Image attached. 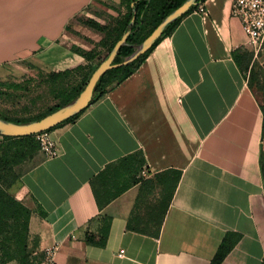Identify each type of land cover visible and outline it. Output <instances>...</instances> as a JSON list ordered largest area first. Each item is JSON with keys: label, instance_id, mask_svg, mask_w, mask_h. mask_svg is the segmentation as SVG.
<instances>
[{"label": "crops", "instance_id": "0c3cea01", "mask_svg": "<svg viewBox=\"0 0 264 264\" xmlns=\"http://www.w3.org/2000/svg\"><path fill=\"white\" fill-rule=\"evenodd\" d=\"M126 3L0 0V78L18 61L48 71L81 64L74 49L90 51L102 36L73 21L114 25ZM203 7L99 101L50 131L57 156L36 153L10 190L32 212L29 238L40 257L57 247L55 264H211L226 235L237 234L221 264H264V116L248 83L254 55L247 70L235 60L252 52L230 16L231 0ZM137 152L145 179L181 172L158 238L126 228L139 184L101 210L90 187L108 164ZM106 217L105 246L87 244Z\"/></svg>", "mask_w": 264, "mask_h": 264}, {"label": "trees", "instance_id": "16d2710c", "mask_svg": "<svg viewBox=\"0 0 264 264\" xmlns=\"http://www.w3.org/2000/svg\"><path fill=\"white\" fill-rule=\"evenodd\" d=\"M203 1L204 0H199L197 4L191 7L182 17L168 25L163 31L161 37L156 40L153 46L133 63L117 69L109 70L103 74L94 87L89 105L99 101L106 94L111 85L121 82L134 70H136L157 42L161 38L170 35L175 30L179 22L190 12L194 11L200 3H203ZM126 2L127 13L114 25L109 24L103 26L94 20L81 22L85 27L102 36V39L99 42L100 44L106 41V38L111 37V43L108 46V51L101 62L107 58L115 43L120 40L124 32H126L128 24L133 17L135 18L134 24L126 40L128 45L119 49L115 57L114 64L121 63L127 56H129L133 52L132 46L137 45L146 39L159 25V23L172 11L180 7L185 0H126ZM132 5L134 6V14L131 7ZM151 9H155V21L152 28L147 31V33H144V24ZM74 51H79V49H74ZM81 53V56L85 59H88L91 56V52ZM252 58L253 54L248 52H244L240 57L235 56V60L240 64L241 69V65L243 64L246 70L251 63ZM100 63L97 64L96 67L99 66ZM253 67L249 71L248 83L249 87L253 90L260 102V107L264 116V89ZM85 85L86 83L72 91L60 104L50 109L44 115L28 120H13L2 116H0V118L18 124L39 120L75 99L82 92ZM259 94H261V97H259ZM83 111L81 113H83ZM80 114L64 121L62 124L72 122ZM262 138H264V120ZM1 139L0 237L2 234H6V237L2 241L0 240V260L9 255V251L5 250L4 245L6 243L8 244V250L10 249V246L15 247V253L17 255L16 260L18 264H32L29 257L36 248V242L32 247L28 244L29 220L32 212L23 202L17 200L14 195L10 193V190L18 184L21 176V174H15L14 171L26 162L32 160L34 155L38 153V144L35 142L34 136L22 138L1 137ZM144 165L145 159L141 152L125 156L117 162L108 164L101 172L93 177L90 181V187L92 189L97 207L101 210L127 191L131 186L139 184V193L135 201L133 212L127 221L126 228L127 230L135 233L152 238H158L166 212L171 204L180 181L181 172L169 169L155 174L152 178L145 179L139 176V173ZM260 166L264 175V152L262 150L260 156ZM155 192H158L157 196L154 195ZM41 215L44 214L41 213ZM110 221L111 219L108 217L103 218V224L99 233L95 236H87L85 242L87 244L104 247L109 234ZM240 238L241 236L237 234H227L212 258L211 264H221ZM1 250L3 252H1ZM0 264H4V261H0Z\"/></svg>", "mask_w": 264, "mask_h": 264}, {"label": "rangeland", "instance_id": "374dc122", "mask_svg": "<svg viewBox=\"0 0 264 264\" xmlns=\"http://www.w3.org/2000/svg\"><path fill=\"white\" fill-rule=\"evenodd\" d=\"M96 17L99 16L96 15ZM155 17V9H151L144 24V33H147L152 28ZM73 22L82 25V19L78 18ZM109 24L107 22V25ZM110 43L111 37H108L101 44H95L90 51H84L83 49L74 51L81 58H83L81 52H91V56L88 59L83 58L81 64L75 63L72 67L61 71L39 69L26 61L13 62L7 68V76L0 78V116L13 120H28L44 115L60 104L72 91L87 83L95 66L105 57ZM253 66L264 89V47L254 57ZM259 97H261V94H259ZM30 163L31 161L26 162L16 169L14 173L22 174ZM5 237L6 234H2L0 240H4ZM34 243L33 238L28 239L30 247ZM4 246L5 250L9 251V255L0 261H4V264H18L15 247L10 246L8 250V244L5 243ZM1 252L3 251L1 250ZM43 258V256L40 257L35 248L29 260L32 264H41Z\"/></svg>", "mask_w": 264, "mask_h": 264}, {"label": "water", "instance_id": "95a60500", "mask_svg": "<svg viewBox=\"0 0 264 264\" xmlns=\"http://www.w3.org/2000/svg\"><path fill=\"white\" fill-rule=\"evenodd\" d=\"M198 1L199 0H185L180 7L166 16L146 39H144L141 43L132 46L133 52L129 56H127L121 63L114 64V60L119 49L128 45L126 40L134 24L135 18L133 17L128 24L126 32H124L121 39L115 43L107 58L96 67L88 79L84 89L75 99L43 118L29 123L18 124L0 118V136L9 138L34 136L38 133L52 130L64 121L80 114L88 107L92 98L94 87L103 74L109 70L127 66L137 60L141 55L145 54L153 46L156 40L161 37L165 28L182 17L191 7L196 5ZM131 7L134 14V6L132 5Z\"/></svg>", "mask_w": 264, "mask_h": 264}, {"label": "built area", "instance_id": "2783aa9c", "mask_svg": "<svg viewBox=\"0 0 264 264\" xmlns=\"http://www.w3.org/2000/svg\"><path fill=\"white\" fill-rule=\"evenodd\" d=\"M199 14H204L203 3L195 9ZM230 16L239 21L242 31L246 36L247 48L256 57L264 47V0H231ZM38 144V152L45 158L57 156L58 149L50 131H44L34 135ZM261 150L264 152V138L261 140ZM142 178L147 177L145 169L139 173ZM57 247H50L43 252L41 264H55L54 256ZM123 254V251H120Z\"/></svg>", "mask_w": 264, "mask_h": 264}]
</instances>
